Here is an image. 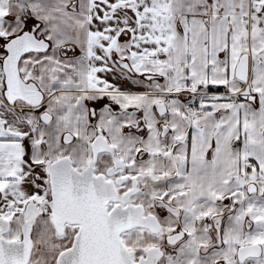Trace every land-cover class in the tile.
<instances>
[{
	"label": "snow or ice",
	"instance_id": "obj_1",
	"mask_svg": "<svg viewBox=\"0 0 264 264\" xmlns=\"http://www.w3.org/2000/svg\"><path fill=\"white\" fill-rule=\"evenodd\" d=\"M0 264H264V0H0Z\"/></svg>",
	"mask_w": 264,
	"mask_h": 264
}]
</instances>
